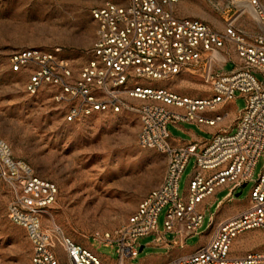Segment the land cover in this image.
<instances>
[{
	"label": "built area",
	"instance_id": "2783aa9c",
	"mask_svg": "<svg viewBox=\"0 0 264 264\" xmlns=\"http://www.w3.org/2000/svg\"><path fill=\"white\" fill-rule=\"evenodd\" d=\"M178 0H105L92 9L96 35L86 63L76 68L59 50L21 49L12 54L14 70L28 69L27 88L37 92L48 84L64 103L65 120L75 121L96 112L139 114L138 142L167 158L162 182L139 202L136 210L112 231L94 236L116 245L118 264L138 258L144 248L139 238L158 233L159 213L166 209L163 234L186 244L198 234L206 205L218 190L229 187L226 199L253 180L264 156V0H225L219 8L233 9L224 28L209 21L180 15ZM249 10L258 29L240 23ZM234 52L235 67L229 71L227 54ZM198 71L209 84L210 94L183 95L156 80ZM246 100L232 129L213 134L205 144H174L169 124L175 121L217 125L228 111L208 116L221 104ZM0 154L17 184L9 205L11 220L24 227L32 243V264H62L60 248L68 264H110L92 249L67 236L55 226L45 229L41 215L56 198L58 188L36 176L25 162L11 157L0 140ZM191 157L193 173L180 194V180ZM224 200L217 202L219 208ZM264 228V169L256 180L249 203L223 219L211 215L208 240L195 251L181 254L166 264H264V250L233 255L238 234ZM201 235L203 233H200Z\"/></svg>",
	"mask_w": 264,
	"mask_h": 264
},
{
	"label": "rangeland",
	"instance_id": "374dc122",
	"mask_svg": "<svg viewBox=\"0 0 264 264\" xmlns=\"http://www.w3.org/2000/svg\"><path fill=\"white\" fill-rule=\"evenodd\" d=\"M105 0H0V140L6 143L15 161L28 164L34 174L54 182L58 188L55 200L41 215L43 227L57 226L73 240L89 247L107 260L118 264L116 245L104 243L94 236L114 230L137 208L141 199L159 185L167 170L166 156L154 148H144L138 142L140 117L136 111L96 112L75 121L65 120L64 103L56 99V88L44 85L37 92L27 88L28 69L14 70L12 54L26 48L47 51L59 50L60 56L81 67L91 54L96 35L92 9ZM225 0H178L180 15L209 21L224 28L234 14L233 9L222 11ZM240 23L247 29H258L249 10ZM225 70L235 67L236 54H227ZM264 79V74H258ZM157 86H168L183 95L210 94L209 84L198 71L156 80ZM246 104L240 91L232 105L221 104L211 114L229 111L218 125H233ZM186 128L208 138L211 133L198 124L183 121ZM229 127V126H226ZM175 136L187 137L186 132L169 124ZM196 158L191 157L180 180V194L194 170ZM264 169V156L255 167L253 180L226 199L229 187L221 188L206 205L200 232L186 240L188 248L206 242L211 215L228 217L244 208L249 195ZM17 184L0 154V264H32L33 246L24 227L9 216V205ZM241 192L240 195H237ZM224 200L217 207L219 200ZM164 208L158 216L159 231H164ZM226 213V214H225ZM224 215V216H223ZM200 233H203L202 235ZM156 233L142 236L147 245ZM167 238L174 239L173 233ZM60 248L61 261L68 264ZM264 250V228L238 234L233 241L232 254ZM147 246L140 256L127 264H139L148 255Z\"/></svg>",
	"mask_w": 264,
	"mask_h": 264
},
{
	"label": "crops",
	"instance_id": "0c3cea01",
	"mask_svg": "<svg viewBox=\"0 0 264 264\" xmlns=\"http://www.w3.org/2000/svg\"><path fill=\"white\" fill-rule=\"evenodd\" d=\"M227 103H228V105H232L233 101H229ZM207 115L213 116L214 114H211L210 112H208ZM237 117L238 116L234 115L233 118L229 121V123L230 122L232 123V121H234V120L236 122ZM172 124L176 128L184 130V132H186V134H187V137L183 138L180 136H175L171 133L172 134V142L174 144H177V145L186 144V143L193 142V141L198 142L199 144L203 145L211 139V137L213 136L214 133H216L222 129H225V128L230 130L234 126V124L233 125H227V123L224 125H218L217 124L215 126H211L208 124L196 123L199 125V127L201 129H204V130L208 131L209 133H211V135L208 138H206L203 135L197 134L193 129L186 128L182 121H175V122H172ZM226 126H229V127H226ZM223 218L224 217H222V216L220 217V219H223ZM208 238L209 237H207L206 242H207ZM84 246L90 248L89 245H87V244H84ZM146 246L150 250H153V251H150L147 256L143 257L141 259V261L139 262V264H166L167 262H169L170 260H172L173 258H175L178 255L188 254V253L195 251L201 245L199 247H196V248H188L186 244L184 246H181L179 243H175V242L170 241V239H168L167 236L165 234H163V232L159 231L158 233H156V236L154 237V239L152 241L148 242L147 245H144V248ZM105 261H107V260H105ZM127 261H131V260L128 259ZM127 261H126V264H127ZM62 264H63V262H62Z\"/></svg>",
	"mask_w": 264,
	"mask_h": 264
},
{
	"label": "water",
	"instance_id": "95a60500",
	"mask_svg": "<svg viewBox=\"0 0 264 264\" xmlns=\"http://www.w3.org/2000/svg\"><path fill=\"white\" fill-rule=\"evenodd\" d=\"M246 185V183L244 184V186ZM241 192H238L237 195H240Z\"/></svg>",
	"mask_w": 264,
	"mask_h": 264
}]
</instances>
